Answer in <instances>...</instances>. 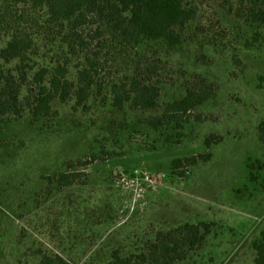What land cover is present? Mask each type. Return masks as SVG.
Returning a JSON list of instances; mask_svg holds the SVG:
<instances>
[{
  "label": "rangeland",
  "instance_id": "rangeland-1",
  "mask_svg": "<svg viewBox=\"0 0 264 264\" xmlns=\"http://www.w3.org/2000/svg\"><path fill=\"white\" fill-rule=\"evenodd\" d=\"M186 4L197 16L177 29L178 46L146 40L84 52L95 57L101 85L91 88L84 106L71 97L53 102L52 119L0 118V264H40L42 255L53 254L66 264H107L114 250L139 264L137 254L147 252L156 233L200 222L212 223L209 233L176 264H254L251 242L264 227V145L257 138L264 26L245 21V0ZM12 10L5 21L22 31L34 33L36 21L46 19L29 6ZM1 29L0 48L8 38ZM36 41L37 66L58 57ZM132 77L159 88L158 109L111 105V85ZM201 87L213 95L182 115L181 127L148 124L166 103ZM211 135L220 139L207 146ZM208 152L207 160L187 162ZM61 174L75 181L62 186Z\"/></svg>",
  "mask_w": 264,
  "mask_h": 264
},
{
  "label": "trees",
  "instance_id": "trees-1",
  "mask_svg": "<svg viewBox=\"0 0 264 264\" xmlns=\"http://www.w3.org/2000/svg\"><path fill=\"white\" fill-rule=\"evenodd\" d=\"M187 0H0V26L8 31V38L0 48V118L19 117L27 113L30 122L44 118H54L52 109L55 100L63 103L75 97V106H84L91 88L100 83L94 77L96 59L81 55L98 48L102 50L107 44L114 48L140 45L146 40H164L170 47L182 43L177 29H181L197 16V9L186 4ZM231 0H223L225 4ZM245 21L249 24L264 26V0H245ZM29 6L44 12L46 19L36 21L34 33L29 29L22 31L5 21V14L15 16V6ZM15 24V20H13ZM22 23V22H21ZM10 30V32H9ZM88 30V33H85ZM257 34V33H256ZM54 50L55 59L49 64L37 66L33 56L39 51V39ZM255 37H253L254 39ZM96 42L95 46L92 44ZM248 46L249 44L246 43ZM58 54H62L59 56ZM97 54V53H95ZM76 79L68 78L72 58ZM46 58V57H45ZM110 93L111 105L120 110L129 103L132 108L156 110L159 102V88L145 77H132L129 82L113 83ZM213 95L207 87L198 91L186 90L185 94L166 103L158 117L148 118V124L155 130L173 123L181 127L180 117L195 107L202 105ZM198 119L199 117L196 116ZM257 138L264 145V120L257 125ZM220 137L211 135L205 144L219 141ZM211 154L190 157L188 163L195 164L198 159L207 160ZM173 164L178 167L179 159ZM264 166V164H263ZM75 177L61 174L58 183L67 186ZM212 223H184L172 230L158 232L147 252L137 254L139 264H176L184 260L188 252L198 249L209 233ZM251 246L255 251L254 264H264V227ZM1 254V249H0ZM133 254L126 258L118 255L117 250L111 254L107 264H129ZM40 264H66L64 259L53 254L42 255Z\"/></svg>",
  "mask_w": 264,
  "mask_h": 264
}]
</instances>
